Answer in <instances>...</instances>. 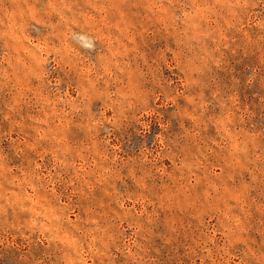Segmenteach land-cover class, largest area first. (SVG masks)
<instances>
[{
	"label": "rangeland",
	"instance_id": "obj_1",
	"mask_svg": "<svg viewBox=\"0 0 264 264\" xmlns=\"http://www.w3.org/2000/svg\"><path fill=\"white\" fill-rule=\"evenodd\" d=\"M0 264H264V0H0Z\"/></svg>",
	"mask_w": 264,
	"mask_h": 264
}]
</instances>
